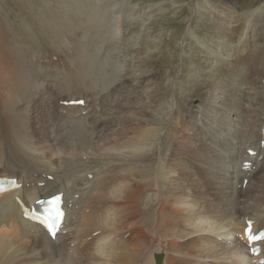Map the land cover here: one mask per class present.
Here are the masks:
<instances>
[{
  "label": "bare ground",
  "instance_id": "6f19581e",
  "mask_svg": "<svg viewBox=\"0 0 264 264\" xmlns=\"http://www.w3.org/2000/svg\"><path fill=\"white\" fill-rule=\"evenodd\" d=\"M212 1L226 19L203 47L205 74L194 75L204 79L175 100L162 141L166 122L153 116L166 108L159 62L141 57V37L113 20L124 11L117 1L62 0L48 5L51 22L37 11L40 24L22 18L21 30L0 18V63L9 72L0 75V126L12 141L11 155L0 149V179H16L0 186V264H155L162 248L163 264H264V239L244 234L248 221L251 234L264 230V28L239 27L233 0ZM48 47L65 58L44 54ZM33 50L46 60L32 63ZM139 88L133 107L130 91ZM193 98L199 104L188 108ZM32 135L43 140L31 143ZM55 194L66 215L53 237L31 212Z\"/></svg>",
  "mask_w": 264,
  "mask_h": 264
},
{
  "label": "rangeland",
  "instance_id": "374dc122",
  "mask_svg": "<svg viewBox=\"0 0 264 264\" xmlns=\"http://www.w3.org/2000/svg\"><path fill=\"white\" fill-rule=\"evenodd\" d=\"M104 1L108 2L110 0H104ZM111 1H117L119 3V6H117V11H120L121 6H123V8L121 9H124L123 13H120V16L122 18L113 16V20L118 18L119 21L117 22L123 25V28L126 30L127 33L133 36L132 37L133 39H137L138 36L139 38L141 37L140 39H142V41L139 47L141 48L140 56L145 58L147 57L148 54H152L153 55L152 59L154 61L158 60L159 62V66L158 65L154 66L155 69L154 72L155 73L158 72L161 76V79L158 78L157 83L162 88V93L164 94L163 95L164 102H162L161 104H163V106L166 108L162 109L163 112L161 111V113L153 112V116L158 118L162 117L163 119L162 120L159 119V120L161 122H166V125L165 123L162 124V128L164 126L165 127L163 128V131H161V133L159 134L158 139L160 141L168 140L169 139L167 135L168 121H170L171 118L169 117V119L167 120L166 117H168L169 114L175 111V107H174L175 100L181 102L182 99L185 97V95H187L190 91V88L188 87H193V83L199 84V82L200 81L202 82V80L204 79V76L199 77V75L198 78H196L197 74H202V75L205 74L203 72L204 69L203 63L205 59L203 47L206 45L207 46L212 45V40L210 39L212 28H214L215 24L218 25L221 24L224 21L223 18L226 19V16L222 15L221 13L216 11L215 8H213L214 2L212 0H140L141 3L140 7L136 6L137 3L139 4V1L136 2V0H131V1L111 0ZM45 2H47L48 4H45ZM60 2H62V0H0V18L3 21V23L12 26L14 25V27L17 30H21L23 28L20 27V19L23 18L26 19V21L29 20L28 24L32 22V19L38 22L36 18L37 15L35 14V12L42 11L45 13L46 16L47 22L44 23L46 25L49 22H51V16L48 9V5H53L55 8H57L58 3ZM109 4L110 6L113 7V5L110 2ZM230 4L233 8H235L233 10L235 11L236 14V17H234V19L232 20L236 21L235 24H237L239 27L243 28V25H245L243 24L244 22L245 23L251 22V28L252 26L254 28L256 27V29L259 28L261 30L264 28V0H236V1L233 0L230 2ZM131 9H134L132 10L133 12L131 11ZM220 18H222L223 20L220 21ZM113 20L111 18V21ZM38 23L35 24L38 25ZM246 32L248 34L249 39H251V36L254 34L252 33V30L251 29L248 31L246 30ZM261 33L264 34V31ZM195 37H197V39H195ZM132 38L130 39L131 41L129 42L131 44L133 43V41H135ZM64 39L67 45L69 44V46L71 47L74 46V44H71V42H73L72 39L68 40L67 36L66 38L64 37ZM215 40L219 41L218 38ZM250 41L251 40L247 42ZM261 42L259 43L263 44L262 48H264V42L262 39ZM45 49H47L48 52L47 50H45L44 54L46 53L59 54L61 52V51L56 52L57 50L55 49L52 50L50 47ZM133 49H136V46H134ZM133 49H129L131 53H133L132 52ZM35 51L36 50L31 51L30 58L31 57L34 58L31 59L32 63L37 64L41 60L43 61L46 60L45 57L42 56L43 54H41L38 50L36 51L38 56L34 55L36 54ZM49 54L47 56L48 59H52V61L54 60L57 62L59 61L57 60L59 59L58 56H54V55L49 56ZM59 55H61L63 58H65L66 56L64 54H59ZM5 63H6L5 61L3 63H0V75L7 77L6 73L9 72L6 71L5 68L3 67ZM47 70H48L47 68H44V71H41L40 73L44 77L49 76L46 75ZM126 75L127 77L130 78L129 85L131 87L137 86L139 80L136 79L137 76L136 77L134 76L135 72H133V70L131 69V71H128V73L125 74V77ZM189 76H193L192 79ZM125 77L122 78V80L126 79ZM197 79L198 80L200 79V81H198ZM50 80L53 79L50 78ZM262 85H264V79L262 80ZM203 88L204 86H201L200 89L202 90ZM143 92L145 93L144 88L143 89L139 88L137 92L130 91V97L133 98V101L130 104L131 106L133 107L135 106V104H133L135 99L134 96H137V94L141 95ZM144 93L141 96H144ZM141 96L138 95V97ZM193 101H192L193 103L192 102L190 103L191 105L188 106V108L191 107L195 108L196 106H198L199 100H197V98H193ZM171 104L174 108H172ZM30 115L35 116L36 113L31 112ZM38 121L33 123V128L40 127L37 124ZM152 121L155 126L156 122L154 121V119ZM153 123H151V125ZM1 128L2 127L0 126V144H1L0 149H2L3 154L9 156L12 154V149L9 148V145H12V141L9 142L7 141L9 136L7 134L4 135L3 131H1ZM42 140H43V136L32 135L31 143ZM261 146L262 148H264V141L261 142ZM254 155H255L254 152H250V156H254ZM167 158H170L169 155ZM3 164H5V162H3ZM2 167L3 165L0 164V170L5 171L4 169H2ZM129 180H132L133 183L132 185L133 187H135V195H136L138 191V187H137L138 185L136 186L137 181H135L136 182L135 183L134 179L127 174L125 177V181L128 182ZM246 185H247V181H244V187ZM133 211L136 212V218L139 219V217L141 216L140 206L136 205ZM261 219H264V217H261ZM2 232L3 229H0V233ZM181 241L183 240L180 239V242ZM167 251H168L167 248H162V251L159 253V254H164L163 263L165 261ZM101 260L104 259L102 258ZM194 261L197 260L192 259L191 264H194L195 263ZM206 261H211V260H206Z\"/></svg>",
  "mask_w": 264,
  "mask_h": 264
},
{
  "label": "snow or ice",
  "instance_id": "6c2138e0",
  "mask_svg": "<svg viewBox=\"0 0 264 264\" xmlns=\"http://www.w3.org/2000/svg\"><path fill=\"white\" fill-rule=\"evenodd\" d=\"M71 103H84V101H71ZM59 198H56L49 203L53 205L54 207L45 209V211L48 213V215L44 218L42 221L43 224L47 225L50 229L53 231L56 228V225L60 223L63 219V212L60 210V208L57 206L58 205Z\"/></svg>",
  "mask_w": 264,
  "mask_h": 264
},
{
  "label": "water",
  "instance_id": "95a60500",
  "mask_svg": "<svg viewBox=\"0 0 264 264\" xmlns=\"http://www.w3.org/2000/svg\"><path fill=\"white\" fill-rule=\"evenodd\" d=\"M154 259H155L156 264H162L163 259H164V254H156Z\"/></svg>",
  "mask_w": 264,
  "mask_h": 264
}]
</instances>
